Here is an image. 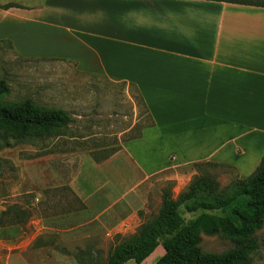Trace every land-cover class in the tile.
Listing matches in <instances>:
<instances>
[{
    "label": "crops",
    "instance_id": "obj_1",
    "mask_svg": "<svg viewBox=\"0 0 264 264\" xmlns=\"http://www.w3.org/2000/svg\"><path fill=\"white\" fill-rule=\"evenodd\" d=\"M10 3L16 6L0 10V42L24 57L70 61L80 73L126 83L142 98L149 122L139 137L102 162L82 163L66 184L74 204L100 210L101 226L103 213L122 204L107 224L127 230L146 212L150 181L160 173L212 162L242 179L258 167L264 7L212 0H6L0 6ZM118 190L125 192L113 198Z\"/></svg>",
    "mask_w": 264,
    "mask_h": 264
},
{
    "label": "rangeland",
    "instance_id": "obj_2",
    "mask_svg": "<svg viewBox=\"0 0 264 264\" xmlns=\"http://www.w3.org/2000/svg\"><path fill=\"white\" fill-rule=\"evenodd\" d=\"M0 81L8 87L4 102L28 98L38 106L61 109L71 119L58 136L31 138L0 151V264H6L8 254L12 258L7 264H77L79 251H97L98 264L102 263L124 238L158 214L164 191L177 199L196 174L193 168L180 166L156 175L150 181L146 212H138L139 221H129L127 230L116 232L107 223H112L119 204L103 213L101 226L96 221L100 210L74 204L66 184L82 163L102 159L139 135L149 120L138 92L126 83L80 73L70 61L21 56L6 41L0 42ZM209 171L221 187L239 178L228 167ZM113 192V198H120L125 191ZM255 239L248 264H264V226ZM233 246L220 235L201 236L200 247L206 253H222ZM163 254L158 245L142 263L154 264Z\"/></svg>",
    "mask_w": 264,
    "mask_h": 264
},
{
    "label": "trees",
    "instance_id": "obj_3",
    "mask_svg": "<svg viewBox=\"0 0 264 264\" xmlns=\"http://www.w3.org/2000/svg\"><path fill=\"white\" fill-rule=\"evenodd\" d=\"M212 1L264 7V3L250 0ZM14 6L5 4L0 10ZM7 93L8 87L0 81V151L31 138L58 136L71 123L65 111L38 106L28 98L4 102ZM139 100L145 107L141 97ZM112 154L94 162H102ZM216 167L228 166L194 163L196 174L177 199L164 191L158 214L124 238L99 264H140L158 245L164 254L154 264H248L249 255L256 249L255 234L264 226V155L253 173L225 187L209 171ZM202 235H220L234 246L222 253H206L200 247ZM76 260L77 264H98V252L79 251Z\"/></svg>",
    "mask_w": 264,
    "mask_h": 264
}]
</instances>
